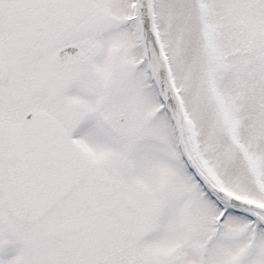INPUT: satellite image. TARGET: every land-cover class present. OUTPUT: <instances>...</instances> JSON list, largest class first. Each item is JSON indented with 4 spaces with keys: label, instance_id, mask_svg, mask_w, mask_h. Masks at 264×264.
Here are the masks:
<instances>
[{
    "label": "snow or ice",
    "instance_id": "1",
    "mask_svg": "<svg viewBox=\"0 0 264 264\" xmlns=\"http://www.w3.org/2000/svg\"><path fill=\"white\" fill-rule=\"evenodd\" d=\"M0 264H264V0H0Z\"/></svg>",
    "mask_w": 264,
    "mask_h": 264
}]
</instances>
